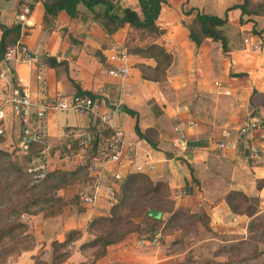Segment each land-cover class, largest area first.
<instances>
[{
    "label": "crops",
    "instance_id": "0c3cea01",
    "mask_svg": "<svg viewBox=\"0 0 264 264\" xmlns=\"http://www.w3.org/2000/svg\"><path fill=\"white\" fill-rule=\"evenodd\" d=\"M112 1L120 8L139 12L138 0ZM20 2L0 0V25L14 26ZM241 3V0H166L157 24L164 30L161 41L173 61L162 83L140 79V72L133 66L140 61L132 58H127L128 73L123 79L109 75L112 64L107 57L115 50L125 52L122 43L126 27L108 36L92 20L91 13L79 6L77 18L70 19L60 13L54 29L48 32L43 26L42 0L34 1L32 14L18 42L37 61L11 63L14 83L27 90L34 103L76 95L77 88L94 97V114L48 113V145L70 135L88 134L98 117L108 115L110 129L123 133L124 145L122 163L107 164V177L111 180L115 173L123 177L141 168V173L153 182L166 183L175 207H189V214L201 215L210 230L197 223L194 229L205 234H201L202 239L193 243L192 248L209 242L222 245L221 238L246 237L250 219L232 213L225 202L232 192L258 198L259 213H264V130L254 133L252 140L237 137L239 128L246 122L258 119L264 123V34L261 30L264 15L244 16L245 23L239 26L240 10L228 9ZM197 13L219 18L226 15L228 26L237 27L241 39L228 33L230 50L226 54L219 43L210 39L197 47L187 29ZM244 38L260 44V49L244 45ZM38 74L47 82L45 98L40 96ZM215 83H220L229 95H223ZM8 93L9 88L0 81V106ZM136 123L144 139L136 134ZM2 126L1 149L12 150L20 133V120L7 112ZM177 131L183 133L184 140ZM223 141L236 142V149L218 150L217 144ZM250 144L259 148V159L250 157ZM130 148L132 155L128 154ZM104 204L100 200L93 210L59 221L29 216L37 244L46 245L47 249L52 242H63L65 232L85 230L92 215L103 214ZM33 255L23 251L7 259V263L32 264ZM181 255L168 251L159 241L143 242L130 237L109 247L106 256L94 264H179ZM84 261L85 252L75 250L66 263Z\"/></svg>",
    "mask_w": 264,
    "mask_h": 264
},
{
    "label": "trees",
    "instance_id": "16d2710c",
    "mask_svg": "<svg viewBox=\"0 0 264 264\" xmlns=\"http://www.w3.org/2000/svg\"><path fill=\"white\" fill-rule=\"evenodd\" d=\"M241 1L240 5L228 9L240 10V26L245 23L244 16L264 15V2L255 5L263 10L260 13L257 10H249L251 0ZM42 5L44 9L43 26L48 32L54 29V21L60 13L66 14L70 19L77 18L79 6L91 13L92 20L108 36H112L126 27L127 32L122 47L127 58L140 61L133 65L140 72L139 78L153 83H162L166 80L173 57L161 41L164 30L157 24L162 6L166 5V0H138L139 12L129 7L120 8L112 0H42ZM227 26L226 15L219 18L197 13L187 29L190 40L197 47L205 39H210L219 43L223 53L226 54L230 50L229 38L226 33ZM0 30L1 61L7 51L19 42L22 29L17 25L10 28L0 25ZM77 89L78 95L94 99L91 94ZM124 111L133 117L136 116L128 109H124ZM135 132L140 139L145 138L137 123ZM111 133L109 128L99 127L98 120L94 122V126L90 129L93 138L85 146L90 152L88 163L100 157L105 141L111 136ZM2 142L3 138L0 136V144ZM37 149L35 147L28 155L16 154L15 157H12L11 154L0 148V225H2L0 226V245L7 240L14 241L24 233L25 225L18 222L22 215L32 217L40 215L44 220L53 218L58 212L51 205L56 203L58 198H51L49 195L75 180L79 170L85 167L81 166L82 168L77 172L70 174L59 170L48 172L45 179L38 185L29 186L31 176L26 169ZM17 186L18 188H16ZM260 186L261 184L258 185V188ZM115 197L116 204L112 205L105 214L91 220L85 230H69L65 232L63 242L55 241L50 244L53 251L51 264L66 263L72 253L65 250L72 243L79 242L84 234L93 238L81 244L78 251L84 252L89 249L99 251L94 258L96 262L106 256L109 247L119 245L130 237L150 242L159 235L157 241L163 242V238L179 230L177 225L183 216L188 221H193L195 226L198 223L208 232L210 231L201 215H190L189 211L175 207V202L171 198V192L166 183L153 182L141 172H133L121 177V180L116 184ZM225 202L232 213L245 215L250 219L246 229L247 235L245 238L229 240L221 238L223 239V249L213 254V260L203 264H234L235 262L236 264H249L264 255V213H259V200L255 197H246L240 192H232L225 198ZM23 251L26 250L23 249L21 253ZM247 251L251 252L250 256L246 254ZM13 252V249L6 247L0 249V261L17 257L18 255H14ZM222 255L229 261L217 262L216 258ZM189 264L197 263L192 261Z\"/></svg>",
    "mask_w": 264,
    "mask_h": 264
},
{
    "label": "built area",
    "instance_id": "2783aa9c",
    "mask_svg": "<svg viewBox=\"0 0 264 264\" xmlns=\"http://www.w3.org/2000/svg\"><path fill=\"white\" fill-rule=\"evenodd\" d=\"M33 3V0H21L18 11L15 15L14 25L20 26L22 29L27 24L28 19L32 14ZM261 30L264 34V23L262 24ZM243 43L247 47L252 46L257 50L260 49V44L251 43L250 38H244ZM107 60L112 64L110 70L108 71L111 77L123 79L127 75L128 68L125 64L127 61V56L124 51H113L107 57ZM36 61V56H34L28 48L21 46L19 43L11 47L5 54L4 58L0 61V81L9 88V93L0 106V136L4 135L2 123L5 122L7 112H9V114L18 117L21 123L20 133L17 138L16 153L19 155H28L35 147L38 148L31 157L26 169L27 173L31 176V182L29 186L38 185L45 179L48 173V113L73 111L94 114L96 107L94 101L91 98L78 94L69 97H57L53 101L44 99L38 103L32 102L28 91L21 89L17 84L18 82L14 83V72L13 68L11 67V63L32 64ZM117 62H121L120 65H116ZM36 80L39 85L40 96L45 98L47 82L41 74L36 76ZM215 86L217 89L222 90L223 95H229V91L221 88L220 83H215ZM98 121L99 127L103 129H110V118L108 115L98 117ZM110 130L112 132L111 136L105 141V145L100 152V157L91 160L88 163V172L91 183L89 184V188L82 190L80 193V201L82 205L88 210H93L100 200H103L109 206H112L117 202L115 197V189L116 184L121 180V176L120 174L115 173L111 176L112 179L110 180L107 177L106 166L109 163L115 165H120L122 163L124 136L119 130ZM263 130L264 123L258 119H253L246 122L239 128L237 137L239 140L245 138L252 140L254 138V133ZM178 134L180 139L184 140L183 133L178 132ZM77 137H83V140L80 141V144L87 145L92 140L93 134L88 133L79 135ZM236 147V142L223 141L217 144V149L220 151L235 150ZM248 152L250 157L259 159L260 150L256 145L250 144ZM128 154H133L132 148L128 150ZM141 171V168H138V172ZM22 218L31 222V218L28 215H23ZM29 227L30 229L33 228L31 226ZM159 237L160 236L157 235L150 242H157ZM74 247L75 244H71L68 246V249L72 250Z\"/></svg>",
    "mask_w": 264,
    "mask_h": 264
},
{
    "label": "rangeland",
    "instance_id": "374dc122",
    "mask_svg": "<svg viewBox=\"0 0 264 264\" xmlns=\"http://www.w3.org/2000/svg\"><path fill=\"white\" fill-rule=\"evenodd\" d=\"M251 2L252 3H251V7H249V10H257L260 13L263 12V10L260 7H255V5L257 4L260 5L262 2H264V0H251ZM126 32L127 31H125V35ZM226 33L227 34L229 33L238 40L241 39L240 38L241 34L238 31L237 27L232 28L230 26H227ZM77 138L78 137H74L70 135L64 138V140L60 139L59 141H56L54 145L49 146V158L47 164L48 172L59 170V171L68 172L70 174L73 172H77L79 169L82 168L81 166H85L83 167V169L79 170L80 172L77 174V178L75 180L70 181L67 185L64 186V188L49 195V197L51 198H58V201L53 205H51L53 206L54 210L58 212L56 215H54L53 218H51V220L54 219L59 221V220H63L64 218L69 219L71 216L74 215L76 216L77 214L88 211V209H86L80 201V193L91 180L89 177L88 165H87L90 152L89 149L85 147L86 145L80 144V141L83 140L82 139L83 137H80L78 139ZM0 148H1V144H0ZM7 152L11 154L12 157H15V155L17 154L16 146L14 149L8 150ZM82 184H84V186H82ZM16 188H18V186ZM77 196H79V199H77ZM104 205L103 208L105 207V209L104 211H102L103 214H105L107 210L111 207L106 203ZM188 208L189 207H187L186 209L184 208L182 209H184L185 211H190ZM82 210L83 212H81ZM22 216L20 217L18 222L25 225L26 229H24V233L18 236L14 241H8V240L5 241L2 245H0V249L2 248L4 249V247L13 249L14 255H19L21 251L24 249L26 251L32 252V254L34 253L32 257V264H51V258L53 252L52 247L49 246L47 249H45L46 245H44L43 247L41 246L42 244L39 245L37 244V239L34 236L32 229H30L29 227V226L33 227V222L27 221V219H23ZM97 216L100 215H96V214L92 215L88 223L91 222V220H93ZM177 226L179 227V230L174 232L172 235L163 238V242L161 243L163 246H166V249L168 251L183 253V255H181L182 257L180 258L179 264L182 263L189 264L192 261L196 262L197 264L199 263L203 264L207 261L213 260V254L223 249L222 245L214 242L205 243L203 245L192 248L193 243H197L198 240H201L202 239L201 234L204 235L205 233L195 230L196 227L194 222L188 221L184 216L183 218H181ZM167 232L169 233V231ZM83 236H85L86 239H83L82 237L81 240L77 242V244H79L78 246L74 247V249L72 250L66 249L65 251L74 253L75 250L76 251L79 250L81 244H83L84 242H88L93 238L88 234H84ZM35 249L37 250L35 251ZM84 252L86 256V261H84V263L81 264H94L95 262L94 258L99 251L89 249ZM246 254L250 256L251 252L247 251ZM216 260L217 262H224V263L229 261L228 258L226 259V257L223 255L216 258ZM1 263L8 264L7 259L0 261V264ZM66 264H70V263H66ZM234 264H236V262ZM249 264H264V255L260 256L258 259L252 261Z\"/></svg>",
    "mask_w": 264,
    "mask_h": 264
}]
</instances>
